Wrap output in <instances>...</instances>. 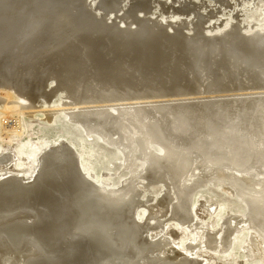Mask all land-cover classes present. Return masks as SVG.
Instances as JSON below:
<instances>
[{"label": "bare ground", "instance_id": "1", "mask_svg": "<svg viewBox=\"0 0 264 264\" xmlns=\"http://www.w3.org/2000/svg\"><path fill=\"white\" fill-rule=\"evenodd\" d=\"M91 1L0 0V106L19 114L18 127L4 128L22 135L21 117L51 123L63 111L116 147L129 175L101 183L65 139L0 146V264H203L185 248L228 250L240 228L245 255L264 264V24L208 32L231 0H178L165 12L178 22L144 4L129 10L132 0ZM140 178L165 187L155 206ZM208 184L246 208L226 218L220 207V232L191 206ZM168 218L195 221L194 238L173 242Z\"/></svg>", "mask_w": 264, "mask_h": 264}, {"label": "rangeland", "instance_id": "2", "mask_svg": "<svg viewBox=\"0 0 264 264\" xmlns=\"http://www.w3.org/2000/svg\"><path fill=\"white\" fill-rule=\"evenodd\" d=\"M87 1H89V0H86V3L88 5ZM97 1L98 0H92L91 2L93 3V5H96ZM116 1H117V4H118V2H120L119 3L120 6H119V4H118V6L121 7V5H122L121 3L123 2V0H119V1L116 0ZM177 1L178 0H132L131 3H128V5H130V7L128 6L127 8L130 10V9L136 8L137 6H140V5L143 6V4H144L146 7H150V8H151V6L153 7L152 8L153 12H152V16H151L152 18L158 17L156 19H159L161 21L162 20L163 21L168 20L167 22H171L172 20H176V21L178 20L179 21V20H181V18H184V17L177 15L176 13H174V15H173V13L170 12V14H172V15L168 14L170 17L167 16V18H166L167 14L165 13L167 10L170 9V6H174V5L178 6ZM195 1L199 2L200 0H186L185 5L187 7L189 6L190 8H193L196 5L194 3ZM205 1H207L209 6H213V7L216 6L215 8H220L216 4V2H214V0H205ZM127 2H129V1H127ZM138 2H139V4H138ZM243 3H246V5L244 4L245 6H243L244 12L243 13L241 12V14L239 15L240 6H242ZM161 6H162V8L164 7V10L163 9L160 10ZM167 6H169V7H167ZM171 8H173V7H171ZM218 12H219V14H217V15L219 17L218 16L213 17L212 18L213 21L212 20L210 21V23L208 24V27L206 29L208 32H212V33L214 32L213 34H218L219 29H226L227 30L236 24L239 25V20H243L244 24H246V25L247 24L251 25V24L255 23L257 20H259L258 23L260 25L264 24V3L262 0H231L230 6H228V7L223 6V7H221V10H219ZM204 15H205V13H204ZM234 18H235V20H234ZM207 31H206V33H207ZM1 91L4 93V91H9V89L5 88V89H2ZM2 95L3 94H0L1 97H2ZM55 99L56 100H55L54 104L59 103L61 100V99H58V97ZM37 102H38L37 106H39V107H41V105L44 107L46 106L44 98H39ZM43 104H45V105H43ZM57 105H60V104H57ZM15 112H7V111H5L4 107L0 106V146H3L5 149H16V148H19L21 145L28 144V148H29L28 150L32 151L33 150L31 148V146H33L32 144H34V145L37 144V145L42 146L44 143H48V144L56 143L60 139H62V140L65 139V140H67L68 143L70 141H72V142H70L71 146L76 151H79L80 157H82L81 158L82 165H85V168H87L89 172L93 171V172H91V174H93V175L95 174L94 175L95 178L98 177L97 180L102 179V180H100L101 183H110L113 186L118 187V186L122 185L120 182H123L127 178V176L129 175V170H125L127 168H125L123 165V156H122L120 151L116 150V147H113V145H107V143H104V141H101L100 137L97 136L96 134H92L90 136H87L86 132H84V129L82 128V126H80L79 124H77L75 122H71V120L68 118L67 114L63 111L59 112V114H57L55 116V118H54L55 120L51 123H48L47 121H45L43 119V114H38L32 118H29L27 116H23V117H21L22 128H24L22 135L14 134V135H12L11 138H8V131H6V129H11L12 127H14V128L18 127V124L16 125V121L19 118V114H18V112L17 113H15ZM14 128H12V129H14ZM64 134L66 136H64ZM85 136H87L88 138ZM25 141H26V143H25ZM47 141H49V142H47ZM73 142H74V144H73ZM81 143H83V144H81ZM151 148L155 152L160 150L159 146L155 145V144H153ZM85 149H87V151H85ZM89 149H91V150L89 151ZM29 155H30V153L26 152L23 156H25V158H26L24 160V162L27 164V168L30 167V169H31L34 165V162H33V159L30 160ZM138 163H139L140 168H142L144 166V162L139 161ZM97 165H98V167H97ZM103 168H105V169H103ZM94 170H96V171H94ZM105 176L108 178H105ZM110 178L112 179V181ZM105 179L108 181H106ZM138 181H139V183L141 182L140 184H138V187L143 192L142 193L144 195L143 199L146 200V198H150L151 202L149 204H152L153 206H155L156 199L157 198L159 199L160 197H162V194L164 192L163 190L165 189V187L160 185V184H157V185L147 184L148 182L147 181H146L147 183L145 182V178H140ZM216 205H217V207H216ZM191 206H193V213L195 214V216H196V213H195L196 210H198L199 214L202 215V216H200V215L198 216L199 221L196 220V222H202V219H204L206 221V223L210 226V228L215 229V227H216L214 232L218 231L223 226L220 224V218H218V216L220 214V212H218L219 211L218 209L220 207L222 208L223 211L224 210L228 211L229 214L227 215L226 218H229L230 214H231L230 216H234V214H237V213L242 214V213L246 212L245 211L246 208L240 199L235 198V196L229 195L228 193L224 192L221 188H218V187L215 188V185L212 186V184L202 186L196 190ZM214 208H216V210ZM211 212H215V213L213 214ZM216 213H217V216H216ZM197 215H198V213H197ZM212 215L213 216L215 215V216L213 217ZM168 219H166V220H168ZM196 222L195 221L192 222L189 227L185 226V225L184 226L183 225L182 226L181 225L175 226V225H173V221L169 219L167 222L165 221L164 228L166 227L168 229H172V227L175 226L176 229H174V231H171L173 233L171 240L175 243H178L180 241H184V239H187V241H188L189 238H194L195 233H196L195 231L198 227V224ZM164 228H163V230H160L161 229V227H160V229L158 228L157 231H154L155 235L159 236V237L163 236ZM166 228H165V230H166ZM240 229H237L235 231V233H234L235 236L233 235V237H232L233 239L231 241V245H230V248L228 250H220L219 251L218 249H215V250H217L216 252H218V253H216L215 251H213L210 248H207V247L205 248V246H200V249L197 248V250H195L194 254H192L191 251L186 247L185 249L187 252H185L186 253L185 255H187L189 257H193V256L198 257L200 260L203 259L204 260L203 264H254V262L255 263L258 261L260 262V258H257V257L252 258L250 256L249 257L250 259H248V256L245 255L246 251L244 250V246H245L244 242L246 241V238H247L246 237L247 232H246L245 228H240ZM220 230L218 232H220ZM162 231H163V233H161ZM175 243H174V245H176ZM186 243H185V245H186ZM181 246L184 247V244L181 243ZM231 247H232V250H231ZM222 251H224V252L222 253ZM220 253H222V254H220ZM251 262H253V263H251Z\"/></svg>", "mask_w": 264, "mask_h": 264}]
</instances>
